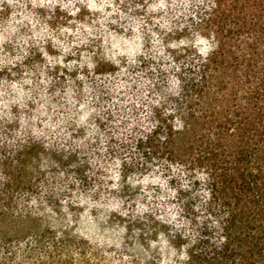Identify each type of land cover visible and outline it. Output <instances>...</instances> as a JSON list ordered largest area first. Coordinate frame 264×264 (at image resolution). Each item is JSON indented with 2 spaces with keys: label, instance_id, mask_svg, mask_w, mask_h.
Segmentation results:
<instances>
[{
  "label": "trees",
  "instance_id": "1",
  "mask_svg": "<svg viewBox=\"0 0 264 264\" xmlns=\"http://www.w3.org/2000/svg\"><path fill=\"white\" fill-rule=\"evenodd\" d=\"M61 203L0 264H264V0H0V220Z\"/></svg>",
  "mask_w": 264,
  "mask_h": 264
},
{
  "label": "rangeland",
  "instance_id": "2",
  "mask_svg": "<svg viewBox=\"0 0 264 264\" xmlns=\"http://www.w3.org/2000/svg\"><path fill=\"white\" fill-rule=\"evenodd\" d=\"M49 159L45 154L39 153L32 157L26 169L29 177L40 176L45 171V166ZM55 175H51L53 178ZM45 178V175H44ZM101 213L89 206L80 208L67 207L64 204H43L38 207L27 208L14 213L13 217L0 220V235L10 237H24L31 234L52 231L73 238H85L87 242L93 244H103L112 239L113 233L109 230L106 218L101 217ZM168 251L166 242L161 239L157 243L149 246V259H154L152 255L165 254Z\"/></svg>",
  "mask_w": 264,
  "mask_h": 264
}]
</instances>
